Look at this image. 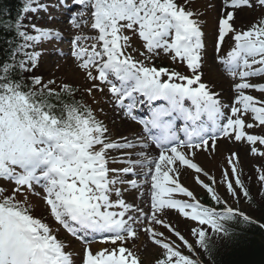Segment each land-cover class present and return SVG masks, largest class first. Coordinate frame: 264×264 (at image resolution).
<instances>
[{"label": "snow or ice", "instance_id": "1", "mask_svg": "<svg viewBox=\"0 0 264 264\" xmlns=\"http://www.w3.org/2000/svg\"><path fill=\"white\" fill-rule=\"evenodd\" d=\"M35 3L28 0L23 11L44 7L32 6ZM59 4L71 10L67 0ZM72 4L79 6L69 21L78 34L71 39L69 52L72 65L90 82L84 91L90 96L103 94L101 85H107L113 111L118 109L121 122H133L139 130L131 137L112 139L95 109L76 99L80 88L71 81L44 82L42 76L33 75L29 87L15 78L18 68L32 72L41 57L35 51L25 53L26 60L16 61L20 49L42 40L62 39L59 30L48 27L33 25L34 35L19 31L24 44L0 64V179L13 185L10 192L0 187V264H144L133 250L141 233L158 249L152 264H203L185 254V249L195 253L192 243L166 217L175 211L181 222H194L197 226L191 235L209 258L214 239L235 235L230 227L233 222H255L216 193L214 177L209 184L199 175L195 179L215 205L201 203L180 177L184 169L207 177L195 162L196 152L215 155L221 140L246 144L251 154L264 157V135L252 131L264 128V83L250 82L264 80V0H208L203 13L194 0H72ZM209 9L217 16L206 31L202 17ZM257 9L259 18L238 29L239 14ZM89 24L95 35L80 32ZM228 36L234 46L215 61L238 82L233 84L234 101L224 105L211 78L205 79L211 72L205 54L209 44L219 54ZM135 39L142 42L143 51L132 46ZM161 53L185 64L190 74L157 66L153 58ZM60 55L65 53L60 51ZM249 89L262 95L249 94ZM145 105L147 114L138 117L136 110ZM177 121L182 124L178 126ZM137 147L142 149L135 153L138 159L124 151ZM152 148L155 157L149 156ZM113 150L121 153L119 160L110 158ZM239 162L240 153L229 151L231 171H223L224 183L234 199L239 188L251 203L250 192L240 179ZM115 163L128 166L110 167ZM137 168L147 170L137 172ZM257 171L258 181L264 184V166L258 165ZM121 175L150 178L147 210L123 198L126 189L117 185L128 184L133 189L139 185ZM177 193L189 199H177ZM29 195L40 197L46 217L34 214ZM260 195L264 196V190ZM61 227L83 240L80 261L60 239ZM90 235L111 247L93 250Z\"/></svg>", "mask_w": 264, "mask_h": 264}, {"label": "rangeland", "instance_id": "2", "mask_svg": "<svg viewBox=\"0 0 264 264\" xmlns=\"http://www.w3.org/2000/svg\"><path fill=\"white\" fill-rule=\"evenodd\" d=\"M59 0H48L47 4L44 5L42 4L44 7L42 8H38V10L36 11L38 13V15H36V12H27L24 16V19L22 20V27H25V32H27L30 35H33V25H35L36 27L40 28V27H44L46 24H44V20H42L41 18H43V16L46 14H50V11L52 10V8L55 9V5L58 4ZM208 2V0H198L197 2H195L196 5V9L200 8L198 11L202 12L201 10L204 9L205 10V4ZM35 7V6H34ZM79 11V10H78ZM78 11H73V8H71V10L67 12V18L70 20V17L73 13H76ZM204 12V11H203ZM208 12H210L212 15L214 13V10L209 9ZM211 14L207 15L209 18L211 16ZM215 16L217 15V12L215 11ZM260 10L257 9L255 13L250 12L248 10H245L244 12H242L240 14L239 20L237 21V27L239 29V27L241 25L244 26H248L250 25V23H252L255 19H258L260 16ZM33 18V19H32ZM202 19L206 22V17L203 16ZM214 23V21H213ZM89 26L87 27H83L84 30H87ZM84 30H80V32H82L83 34H87V35H92L90 32L84 31ZM209 30V27L207 26L206 31ZM62 33V39H60V42H63L61 44H59V42H57L56 44L53 43V46L49 47V43L45 42L42 43V45L40 46V50H41V54L44 55V59L42 60V62L38 63V66L33 69L32 72H26L25 74L27 76H33V75H39L42 77H49L51 79H55L57 81V84H59L61 81L67 80V81H71L73 82L74 85H77V87H79L82 92L85 94L86 98L89 100V102L91 103L92 107L95 109L97 116L99 119L103 120L109 127L113 138H115L117 136V134L122 133L121 130L117 129L116 126L110 124V121L108 120V114L105 113V109L111 106V102H114L112 97L107 96V93H100V92H94L93 95H88L84 89H86L87 87H90V82H87L84 77L83 74L78 72L75 67L72 65L71 63V56H70V41L71 39L78 34L77 29H71V28H64L62 30H59ZM32 33V34H31ZM66 40V41H65ZM141 41L139 39H135L132 42V46L134 48H139L141 51H143V48L141 47ZM25 51H27V49L29 48H24ZM49 49L48 51H53L52 55V59L48 56H46V50ZM37 50V49H36ZM60 51H63V53H65V55H60ZM30 52H35V48L30 47ZM49 54V52H47ZM135 55V53H133ZM206 57L208 59L209 64H211V71L217 74V80H213V85L215 88H219L221 86H224L223 91L221 89L220 90V95H222V93L225 95V98L221 99V102H229V101H234V98L232 99V96L229 95V90H230V86L232 84V82L226 77L223 78L221 76H219L217 69H215L214 67V63L212 60V56L214 55V48L211 44H209L208 46V51L206 52ZM55 57H57V60L55 59ZM154 62H156L157 64H161V65H166L172 68H175L177 70H181L186 67L185 64L179 63V62H173L171 60V58L167 55H165L164 53H161L159 57H154ZM47 70H46V68ZM59 66V67H58ZM49 74V75H48ZM53 77H52V76ZM30 77V78H31ZM206 79L211 78L210 73L208 75H206L205 77ZM44 79V78H43ZM226 83V84H225ZM103 109V112L100 111V109ZM252 131H256L259 134L264 135V128L260 129V127H256L254 130ZM125 134V133H124ZM228 142V141H227ZM225 144V145H222ZM219 144V149L218 153L215 155H210L212 157H218L220 152L224 155L223 158H225L227 160V157L229 155V151H238L240 153V162L237 165L238 170L240 172V179L243 181L244 185L246 188H248L250 195L255 199L258 200V192L260 189V185L261 183L258 181V175L259 172L257 171V166H264V157H261L259 155H253L251 154V152L249 150H246L247 148L244 145L241 144H227V143H222ZM239 147V149H238ZM261 150H264V148H261ZM126 151V150H124ZM206 153V152H205ZM208 154V153H206ZM110 157L111 155L113 156H118L121 155V153L119 151H115L113 150L112 152H110ZM134 157V156H132ZM127 164H123V167H127ZM231 171V169H229V172ZM223 173V171H220V174ZM190 174H195L196 176L199 175V178L202 177L201 174H197L194 173V170H190V169H184L182 171L180 180L181 183L186 186L189 185L190 190L194 192L195 196L198 197L199 195L203 194L204 192H207V189H205L201 184H198L196 182L193 183V181L190 183L191 181V177ZM215 177L219 176V173L214 175ZM128 178V180H135L136 176L133 175H128L126 176ZM121 179H123V176L121 177ZM234 181V177L232 178ZM209 180V178L207 179ZM141 180L139 179L138 188H131L128 184H123V185H117L118 187H121L122 189H126V191L123 192V198L126 199V201H128L129 203H135L137 205H139L142 201L145 202V197L143 195H141L139 193L140 191V186L142 185V187H144L143 184H140ZM220 179L219 180H215V183L212 184V187L215 189L216 193L224 200H227L228 203L230 205H234L235 207H238L240 210L246 212L249 215V208L248 205L246 204L245 198L244 196L240 193L241 190L239 188L237 191V198L234 199L231 194L228 193L226 185L220 187ZM216 185V187H215ZM234 187H236L235 184H233ZM0 187L5 188L8 192L11 191V188L13 187L12 184H9L8 182H5L3 180L0 179ZM148 192V189H147ZM243 193V192H242ZM22 198V197H21ZM113 199H115V196H113ZM177 199H189L186 196H180ZM31 200V199H30ZM33 202V206H34V214L37 216H41V217H46L48 215L46 208H43L42 204L40 203V201L38 199H32L31 200ZM167 220H171V222L173 224H175L180 230L181 232L185 235V237L189 240L190 243H192L193 247L196 246V237L191 235V229L196 227L197 225L190 221V220H184L183 222H181V217H179L174 211L168 216L166 217ZM48 222L50 224H52V226L54 228L57 227V225H55V223L53 221H51L50 219L48 220ZM161 231H165L163 228L160 229ZM142 234L140 235V239L138 241L135 242V246H134V251H137L138 254L141 256V258L144 260V264H152V259L153 257L156 255V253L158 252V249L152 245V243L150 242V240L146 237V238H142ZM165 235L167 236L168 233L165 232ZM62 237L63 240L65 241L67 234L64 231V229L59 228V237ZM60 237V239H61ZM172 239H176L175 236H172ZM177 243H180L177 240ZM94 244L90 243V247L93 250H99L101 248H105V247H111L110 244H106V243H102V242H97L96 245L94 247H92ZM85 247V245H83V248ZM83 248L81 250V252L77 253L78 254V258L77 256H75L73 254V257L76 261H80V255L83 254ZM68 250H70L72 252V250L70 248H68ZM73 253V252H72ZM185 254H189L191 255V253H189L187 251V249H185Z\"/></svg>", "mask_w": 264, "mask_h": 264}, {"label": "trees", "instance_id": "3", "mask_svg": "<svg viewBox=\"0 0 264 264\" xmlns=\"http://www.w3.org/2000/svg\"><path fill=\"white\" fill-rule=\"evenodd\" d=\"M27 0H0V64L8 61L15 53L21 37L18 35V24ZM17 61V58L15 56ZM20 70L17 69L15 78L19 79ZM77 97V96H76ZM76 99L79 100L77 97ZM258 192V200L251 196V203L246 199L249 215L254 223L233 222L230 227L235 235L231 238L214 239V250L209 255L204 253L199 245L194 247V259H200L203 264H264V196ZM210 205L215 202L208 198L204 200Z\"/></svg>", "mask_w": 264, "mask_h": 264}, {"label": "bare ground", "instance_id": "4", "mask_svg": "<svg viewBox=\"0 0 264 264\" xmlns=\"http://www.w3.org/2000/svg\"><path fill=\"white\" fill-rule=\"evenodd\" d=\"M218 1L219 0H217V3H218ZM65 9L67 10V7H65ZM56 10H58V11H60L59 9H56ZM56 10H54L52 13H51V15H50V20L49 21H51L52 23V26H54L56 29H58L59 30V27H62L63 25H62V23H63V21H62V19L61 20H59V21H57V22H55L57 19H58V17L57 16H55L56 15ZM63 13V12H62ZM242 13V12H241ZM240 13V14H241ZM240 14H239V17H240ZM65 16L63 15V18H64ZM239 17H238V19H237V21L239 20ZM212 79L213 80H217V77H215V76H213L212 77ZM222 88H224V87H220V88H217V89H222ZM216 90V89H215ZM161 103H163V101L161 102ZM140 111H142V112H146L147 111V106L145 105V106H141L140 108H138L137 109V112L136 113H139ZM119 112V110L117 109L115 112L113 111V107L112 106H110V107H108V108H106L105 109V113H107L108 114V120L110 121V123L111 124H113L114 126H116V128L117 129H119V130H121V132L122 133H118L117 134V136L119 137V136H123L124 135V133H126V132H130V133H132L133 131H138L139 130V125H135L133 122H128V123H122L121 122V119H120V116L117 114ZM179 122H181V124H182V121H179ZM223 143V142H222ZM223 145H225V144H223ZM238 149H239V147H238ZM131 151L133 152V153H138V152H140V151H142V149L141 148H135V149H131ZM156 153V150L154 149V148H152V149H150L149 150V156L150 155H154ZM218 161H219V164H220V167H219V169L218 170H220L221 169V167L224 165V162H223V154L220 152V154H219V156H218ZM195 162H197L200 166H202L203 164H210V165H215L216 163H217V160H214V159H210V158H205V159H202V160H198L197 159V157H195ZM137 170L139 171L140 170V168H137ZM123 180H128V178L126 177V176H124L123 177ZM192 181H190V183H191ZM127 185V184H126ZM150 199H148V201H149ZM140 207H143V208H145L146 210H147V208H148V206H149V202H147V203H144V204H141V205H139ZM175 212V211H174ZM142 238H146V236L144 235V234H142Z\"/></svg>", "mask_w": 264, "mask_h": 264}]
</instances>
